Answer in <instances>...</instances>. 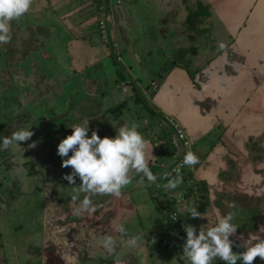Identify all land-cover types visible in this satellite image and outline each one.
Segmentation results:
<instances>
[{
    "label": "crops",
    "instance_id": "1",
    "mask_svg": "<svg viewBox=\"0 0 264 264\" xmlns=\"http://www.w3.org/2000/svg\"><path fill=\"white\" fill-rule=\"evenodd\" d=\"M132 14H138L141 34L151 36L140 45L132 43L138 36L132 27L138 20H133ZM101 17L107 22L105 41L100 39L97 27ZM21 20L14 23L17 28L23 27L25 33L16 34L26 43L28 52L26 63L20 66L32 68L31 73L23 69L31 87L28 98L33 99L35 96L30 95L36 91L38 97L60 94L71 78L78 82L70 115L63 129L53 133H59L60 141L71 134V126L85 120L99 136L108 127L111 131H106L105 137L110 138L116 136L119 127L134 122L147 142L149 165L160 166L164 173L173 162L168 134L160 126L162 116L168 115L185 130L199 163L180 174L179 187L160 191L174 209L169 205L164 212L155 201L153 188L165 177L151 170L158 176L156 184L133 173L132 183L122 189L119 198L107 196L110 204L93 205L94 212H82L72 224L68 216L77 207L72 198L66 199V206L55 201L61 195L52 193L50 166L30 151L35 140L26 141L25 147L21 143L0 150V167L6 174L3 180H7L2 198L8 196L10 202L9 206L0 203L1 214L9 215L14 206L19 210L23 200L30 206L26 190L37 171L46 192L42 226L36 229L35 218L29 216L34 210L28 209L25 224L18 225L24 233L0 242V264H171V259L161 253L163 237L166 233L169 240L184 242L186 233L169 220L170 211L198 230L214 225L218 216L237 213L232 222L238 229L230 236L234 252L245 251L243 242L237 239L241 234L264 239L259 231L264 225V0H106V4L102 0H33ZM47 26L56 32L60 53L68 59L60 62L59 72L52 66L54 62L46 65L54 54L44 46ZM112 42L116 43L114 51ZM220 43L226 45L224 50L219 49ZM113 55H119L120 62ZM53 78L58 84L55 90L49 84ZM121 82H125L126 92L121 90ZM151 83L156 84L155 89ZM139 103L146 113L138 111ZM36 139L40 145L48 141L45 133ZM60 162L62 158L56 163ZM204 188L207 204L201 215L205 218L189 221L187 209L199 210V190ZM11 189L17 190L16 196L10 195ZM151 201L164 221L152 214L143 219L145 213L139 207L146 208ZM151 213L156 214L153 210ZM133 219L137 223L135 233L129 229ZM5 221L9 219L0 218V231L4 232L7 224L12 228V223ZM165 221L173 226L175 234L166 232ZM121 225L126 229L124 234L118 230ZM105 236L118 242L115 255L102 248L100 242ZM137 237V245H130L128 241ZM149 245L156 249L157 260L148 251ZM176 250L179 264H188L182 246ZM253 264L264 261L257 257Z\"/></svg>",
    "mask_w": 264,
    "mask_h": 264
},
{
    "label": "clouds",
    "instance_id": "2",
    "mask_svg": "<svg viewBox=\"0 0 264 264\" xmlns=\"http://www.w3.org/2000/svg\"><path fill=\"white\" fill-rule=\"evenodd\" d=\"M32 3L33 0H0V44L11 41V22L19 21L28 13ZM218 47L224 50L226 45L220 43ZM88 125L89 120H85L81 125L71 126V134L63 138L57 146V155L62 158L61 167L72 169L70 173L64 175L63 179L67 180L73 188L77 187V177L81 181L72 200H78L80 193L86 194L74 210L76 215L85 211L91 214L95 211L92 196L110 195L119 198L122 189L132 183L133 173L140 175L142 180L146 178L152 184H156L158 179L149 167L147 142L138 131L139 126L136 123L119 127L116 136L112 138L107 136L101 138L96 130H93L89 137ZM32 135L33 132L30 129L17 130L10 137L3 138L0 150L21 146V142L28 141ZM65 157L67 158L64 159ZM198 163L199 157L191 150L187 151L181 164L174 170L175 178L168 179L163 187L166 189L179 187L182 183L180 169L190 168ZM156 186L161 185L156 184ZM187 212L192 219L205 218L196 207L188 208ZM236 215L235 212H229L218 216L214 225L207 228L201 227L199 230L192 224L182 225L186 232L182 250L188 264H212L217 258L224 264H237V261L241 264H253L257 257L264 261V239L260 236L245 238L241 234L237 239L243 242L245 251H233L234 241L230 240V236H234L238 229L232 222ZM118 230L122 234L126 233L122 225ZM259 231L264 233V225L260 226ZM138 239V237L132 238L128 242L136 246ZM100 243L109 255L116 254L118 242L113 237L105 236Z\"/></svg>",
    "mask_w": 264,
    "mask_h": 264
},
{
    "label": "rangeland",
    "instance_id": "3",
    "mask_svg": "<svg viewBox=\"0 0 264 264\" xmlns=\"http://www.w3.org/2000/svg\"><path fill=\"white\" fill-rule=\"evenodd\" d=\"M77 5H79V3L75 4V6H77ZM137 15L138 14H132V16H133L132 19L138 20ZM46 17H47V15L45 16V18ZM20 21L22 22L21 19H20ZM14 22L15 21L11 22V28H10L11 41L7 44H0V142L3 141V138L8 137L9 135H12V133H14L17 130L30 129L33 132V135L30 138V140H35L33 150H30L31 154L33 155V153L35 152L36 157L41 159L40 160L41 162L45 163L46 166L47 165L50 166V174H51V180H52V184H53L52 189H51L52 193L54 196H58L59 194L61 195V198H58V199L56 198L55 201H59V202H61V204L63 203V205H65L64 203L67 202L66 199H70V198H72V196L74 194H76V192L78 191V185L81 183V181L79 179H77L76 180V186L77 187L73 188V186L69 185L67 180L63 179L64 175L67 173H70L72 171V169L70 167L69 168L61 167L60 163H62V162L56 163L57 160L61 159V157L59 155H57V145L60 142V140H59L60 135H59V133H56L55 135L53 133H55L57 130L63 129L62 125L65 123L66 118L70 115L72 107L74 106L73 101L75 99L76 85H78V82L77 81L75 82V78H71L69 80V82L65 84L66 87L61 88L62 94L61 93L59 94V92H57L56 95L50 94L48 96L44 95L43 97H38L37 95L39 94V91H36L35 93L30 95V96H35V97H32L33 99H29L28 94H30L29 90L31 87L28 85L22 84L19 81L14 83V79L12 78L13 75H9L6 72L7 57L12 59L11 62L12 61L19 62L20 60H23V61L25 60L23 63H26V58L24 57V55L25 56L28 55L27 49L25 48L26 43L24 44L23 40L18 39V34L25 33L23 31H21L23 29V27L21 26V28H20V26H18L20 29L15 27ZM16 23H17V21H16ZM31 26H33L32 28L35 29L34 27L36 25H35L34 21H31ZM132 27H134L133 29L138 34V36H135L136 40L132 42L133 44L140 45L141 43H144V39H148V40L151 39V36H149V34H147V35L141 34V32L139 31V29H140V21L139 20L137 21V25L136 26L133 25ZM44 31H45V36L43 37L44 46H46L47 49H50L54 53V54H50L51 59L46 60V62H47L46 65H51L50 63L54 62L52 64V66H54V68H57V70H58L57 72H59L58 66H59L60 62H63V60L68 61V59L64 56V54H62L63 55L62 56L60 53V47H59V41L60 40L58 39L56 32H54L48 26L46 29H44ZM16 33H18V34H16ZM140 35H145L144 36L145 38H142V36H140ZM98 39H99V37H98ZM151 44H152V41H151ZM6 46H7L8 50H6L4 52V48ZM17 46H18L17 49L13 48V47H17ZM120 46L122 47V50H123L124 49L123 46L122 45H120ZM10 47H12V48H10ZM8 51H9V54H8ZM6 55H7V57H6ZM152 56L154 57V55H152ZM14 59H16V60H14ZM31 69L32 68H30V69L28 68L25 71H27V73H31V71H32ZM50 69H51V67L49 68V71L47 73L48 75H51ZM97 75H99V74H97ZM47 81L48 80H46V83H48ZM49 81H50L49 84L52 85V86L50 85L51 90H55V88H57L55 86H58V84L56 85L57 80L53 78L52 80H49ZM48 89H49V87H48ZM56 91H58V90H56ZM110 106H112V105H110ZM139 106L140 107H138V111H140L142 109V113L143 114L146 113L143 105H141L139 103ZM148 110H149L148 112L150 113L151 110L150 109H148ZM112 111L113 112L115 111V107L112 108ZM92 126H93V124H92ZM102 126H101V128L103 129L104 125H102ZM89 129L91 130L90 134L93 130H96L94 128V126L91 128V124L89 126ZM160 130L161 129H159V127H158L157 132H160ZM50 131H51V133H50ZM106 131H111V130H108V127L106 130H102L101 136H100L101 138H103L102 132H103L104 137H105ZM44 133H45L46 137L48 138L47 144H44V145L43 144L40 145L39 143L36 144L35 143V142H37L36 138H40V136L44 135ZM164 136L165 135L163 134V137ZM43 137H45V136H43ZM21 143L24 144V147H25V145H27V142H21ZM35 162H36V165L39 164L38 161L35 160ZM149 167L151 170H154L158 174L163 171V168H161L158 165H152V166L149 165ZM3 169L4 168L0 167V203H4V204L9 206L10 205L9 197L7 196V199L2 198V194L4 193L5 186L7 184V180H3V176L6 175V174H3L4 173ZM34 175H35V173H34ZM159 181H160L159 184L161 185L160 186L161 189L153 188L155 190L154 191V195H155L154 199L163 208V211L166 212L167 210L165 211V209L167 207H169V205L173 209L175 206H174V204H170V202L167 203L166 200L163 198V195L161 193L164 191L163 185L167 183L166 179L162 178ZM42 182H43V180L41 179L40 172L37 171L35 181L29 182V184L27 186V190H26L27 191V199L30 200V206H29V204L26 203L25 200H23V201H20V204L18 205L19 210H17L16 206H14L13 210L11 212H9V215L7 212H5V214L0 213L1 219L2 218L6 219V220L9 219V221H5V223L6 222L12 223V228H9V225L7 224L8 226L6 225L4 232L0 231V234H1L0 242L6 241V240L8 241L10 239L14 240V239H16L17 233L18 234L24 233L22 230H19L20 226H18V225L25 224L26 220L24 221V219H26V217H27V214H28L27 210L28 209L31 210L30 212H33V210H34V215L32 216V214L29 213L30 214L29 216H30V219L35 218L36 229H39L42 226L41 225L42 220L40 217L42 216L41 210H42V206H43V202L45 200V194H46L45 190L42 187ZM59 184L62 185L60 188H58ZM56 185H57V187H56ZM18 189H21V188L19 187ZM16 191L17 190L11 189L10 195L16 196ZM20 191H22V190H20ZM151 191L152 190L150 189V191H147V192L150 193ZM158 193H160V195ZM175 193H177V192H175ZM85 195L86 194H84V193H80L78 200L72 201L73 204H75L76 207H78L80 202L84 199ZM67 196L69 198H67ZM189 197L190 196H187V199H189ZM148 198H149V196H148ZM91 200H92V205L96 206L98 204V206H100V207L105 205V203H108V204L111 203V201H109L110 198H108L107 196H101V197L92 196ZM55 201H52V202L55 203ZM155 204L156 203H154V202L152 203V201H151L150 204H147L146 208L142 209V207H139L143 211V214L145 213L143 219L147 218L148 216H150V214H152L158 220L164 221V218H162V215H160L159 213L156 212L157 209H155L156 208ZM151 210L155 211L156 214L151 213ZM170 213H171V211L167 214V216ZM167 216H166V219H168ZM163 217H165V215H163ZM78 218L80 219L81 216L74 214V212H72V214H70L68 216V219L70 221H72V224L76 223ZM189 218H191L190 214L188 215L187 219L189 220ZM143 221L144 220H141L142 224L145 225V223ZM172 224H174V223H172ZM165 225H166L165 228L168 229L166 232H170L173 234L176 233V231H174L175 229L173 228V226L171 224H168V222L165 221ZM17 226H18V228H17ZM136 227H137V223L135 220L132 221L131 224H129V229H131L130 230L131 233L136 232ZM179 228H181V230H183L182 227H179ZM23 230L27 231L26 228H23ZM31 231H32V229H31ZM38 231H40V230H38ZM38 231H36V232H38ZM152 235L154 236V234H152ZM177 237H178V235H177ZM163 240H164V244H163V246H161L162 247L161 253H163V255H165V256L167 255V257H169L171 259V260H169V263L171 262V264H179L180 262H178V258H180V257H178L179 252L176 249H177V247L182 246L184 242H177L174 238H171L169 240L166 233H165V236L163 237ZM166 244L168 246H166ZM148 247H150V248H148L149 249L148 251L150 252V254L153 255V258L157 260V253H156V249L154 248V246L149 245ZM6 249H7V246H6ZM173 259H175V260H173ZM13 264H15V263H13Z\"/></svg>",
    "mask_w": 264,
    "mask_h": 264
},
{
    "label": "built area",
    "instance_id": "4",
    "mask_svg": "<svg viewBox=\"0 0 264 264\" xmlns=\"http://www.w3.org/2000/svg\"><path fill=\"white\" fill-rule=\"evenodd\" d=\"M102 2L106 4V0H102ZM100 9L101 10L105 9V6H101ZM106 24L107 22L103 17H101L97 23L99 34L103 41L108 39V29ZM111 45H112L111 50L112 51L116 50V43L112 42ZM113 56L117 63L120 62L121 57L119 55H113ZM120 86H121V90L123 92H126L127 89L125 82H121ZM151 86L153 87V89L156 88L155 83H151ZM161 121L162 122L160 123V126L163 127L164 132H166V134H168L169 137V143L171 146V157L173 160L172 164L167 167L163 175L164 177L167 176V179H170L176 176V172L174 170L181 164L185 153L191 150V142L183 127L174 118L168 115H164L162 116ZM185 168L187 167H182L180 170ZM168 218L171 222L176 223L179 227H182V225H184V223L179 220L178 215L175 212H171L168 215Z\"/></svg>",
    "mask_w": 264,
    "mask_h": 264
},
{
    "label": "flooded vegetation",
    "instance_id": "5",
    "mask_svg": "<svg viewBox=\"0 0 264 264\" xmlns=\"http://www.w3.org/2000/svg\"><path fill=\"white\" fill-rule=\"evenodd\" d=\"M3 48V47H2ZM6 50H8V48H7V46L4 48V52L6 51ZM8 54H9V51H8ZM6 57H7V55H6ZM24 57H26V56H24ZM11 58H9V57H7V60H6V72L9 74V75H13L12 76V78L14 79V83H16L17 81H16V77H19L20 78V80H19V82H21V81H24L22 84H25V85H29V82H28V79H27V75L26 76H24V74H25V72H23V69L25 70V69H27V65H21L20 66V64H23V62L25 61H23V60H20L18 63L17 62H15V61H12L11 62ZM14 60H16V59H14ZM26 60H27V58H26ZM17 63V64H16ZM30 69V68H29ZM23 74V75H22ZM10 77V76H9ZM11 78V79H12ZM12 79V80H13Z\"/></svg>",
    "mask_w": 264,
    "mask_h": 264
},
{
    "label": "trees",
    "instance_id": "6",
    "mask_svg": "<svg viewBox=\"0 0 264 264\" xmlns=\"http://www.w3.org/2000/svg\"><path fill=\"white\" fill-rule=\"evenodd\" d=\"M183 172H187L186 168L185 169H182L180 170V174H182ZM175 177V176H174ZM187 178H190V174L187 173ZM202 187H205L204 184H201ZM200 192V196H198V199H197V205L199 206V212L202 213L204 211V206L207 204V199H206V189H202V190H199ZM216 264H224L223 261H221L219 258L216 260L215 262Z\"/></svg>",
    "mask_w": 264,
    "mask_h": 264
}]
</instances>
